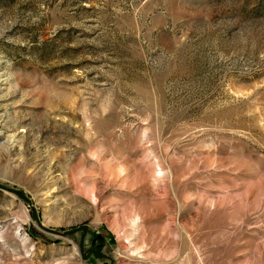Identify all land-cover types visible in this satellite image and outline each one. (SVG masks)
<instances>
[{"label": "rangeland", "instance_id": "rangeland-1", "mask_svg": "<svg viewBox=\"0 0 264 264\" xmlns=\"http://www.w3.org/2000/svg\"><path fill=\"white\" fill-rule=\"evenodd\" d=\"M0 264H264V0H0Z\"/></svg>", "mask_w": 264, "mask_h": 264}, {"label": "water", "instance_id": "water-1", "mask_svg": "<svg viewBox=\"0 0 264 264\" xmlns=\"http://www.w3.org/2000/svg\"><path fill=\"white\" fill-rule=\"evenodd\" d=\"M84 241H85V238L84 236L82 237V247L84 246Z\"/></svg>", "mask_w": 264, "mask_h": 264}]
</instances>
